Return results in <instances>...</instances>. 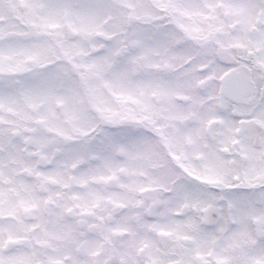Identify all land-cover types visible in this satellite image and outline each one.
<instances>
[{
  "label": "snow or ice",
  "instance_id": "1",
  "mask_svg": "<svg viewBox=\"0 0 264 264\" xmlns=\"http://www.w3.org/2000/svg\"><path fill=\"white\" fill-rule=\"evenodd\" d=\"M0 264H264V0H0Z\"/></svg>",
  "mask_w": 264,
  "mask_h": 264
}]
</instances>
